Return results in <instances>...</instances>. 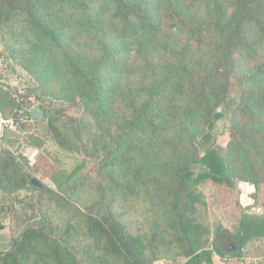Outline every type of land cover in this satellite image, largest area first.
<instances>
[{"label": "rangeland", "instance_id": "1", "mask_svg": "<svg viewBox=\"0 0 264 264\" xmlns=\"http://www.w3.org/2000/svg\"><path fill=\"white\" fill-rule=\"evenodd\" d=\"M229 4V0H205L191 9L193 18L182 30L167 32L172 45L168 53H157L153 60L156 75L164 76L185 65L196 81L216 69L222 75L226 68L218 61L215 43L232 13ZM17 13L0 25V42L10 60L8 67L0 70V122H5L0 153L11 152L22 173L61 201L52 203L49 195L26 185L12 194L0 191L1 253L25 229L34 227L44 228L66 243L80 264H185L193 253L211 250L218 232L242 236L243 222L264 216V173L255 184L242 180L250 175L239 169L228 176L231 186L204 180L197 185L188 181L182 187L176 174L182 166L192 170V179L207 171L193 160H199L208 148L224 159L231 141L232 111L240 102L241 74L231 76L228 105L217 110H224L223 116L209 129L189 125L179 132L158 135L121 133L122 120L128 115L129 91L143 100L153 74L121 78L110 96L89 103L83 97L87 86L68 75L65 61L68 56H78L87 67L100 60L95 47L103 40L99 24L90 30L76 28L72 40V22L79 14L66 7L41 10L43 21L57 17L56 27H64L63 45L55 49L25 31L23 11ZM106 26L103 22L101 28ZM138 41L125 42L123 57L131 71L145 70L146 63L136 53ZM260 62H264V54ZM260 85L264 87V80ZM33 108L41 110L45 119L32 120L29 114ZM16 112L25 116L13 120ZM53 128L64 147L57 143ZM205 133L207 139L202 138ZM243 183L250 189H242ZM88 212L112 215L142 245V255L132 260L106 256L100 244L82 229V215ZM212 261L264 264V236L245 243L238 253L212 254Z\"/></svg>", "mask_w": 264, "mask_h": 264}, {"label": "trees", "instance_id": "2", "mask_svg": "<svg viewBox=\"0 0 264 264\" xmlns=\"http://www.w3.org/2000/svg\"><path fill=\"white\" fill-rule=\"evenodd\" d=\"M204 1L1 0L0 25L13 17L14 13L20 14L23 11L25 31L30 32L34 39L58 49L63 45L64 27H56L57 17L48 22L43 21L44 14L40 13L41 10L66 7L73 14H79V18L72 22V40L76 37V28L90 30L99 24L103 40L95 47H98L100 60L87 67L78 56H68L65 61L68 75L87 86L83 96L87 102H101L106 96H110L116 82L121 78H130L128 75H154L143 100H139L141 96L138 93L130 91L131 98L127 99L125 96L129 102L125 106L128 115L122 120L125 125L121 133L128 131L134 135H158L179 132L182 127L189 125L209 129L223 116L224 110H217L222 105H228L226 97L231 76L241 74L238 78L240 102L232 111L231 141L224 159L218 156L215 149L208 148L199 160H193V163L202 164L207 171L192 179V170L182 166L176 174L181 187L186 186L188 181L197 185L204 180L231 186L232 180L228 176L241 169L243 174L250 175L241 179L255 184L262 179L264 173V87L260 85L264 80V62H260V57L264 54V0H229L232 13L228 16L226 25L221 27L215 43L218 61L226 68L222 75L216 69L214 74H207L196 81L186 65L175 67L164 76H157L156 70H153V60L157 53H168L172 45L167 32L182 30L185 23L193 18L191 9L198 8ZM216 5L221 9L220 5ZM103 22L107 25L104 29L101 28ZM160 37L163 39L161 43ZM130 39L139 40L136 53L146 63L144 71L142 67L131 71L128 59L123 57L127 49L125 42ZM116 47L119 49L115 50ZM74 57L77 59L73 60ZM52 130L57 143L64 147L59 133L55 128ZM206 135L203 134L202 138L207 139ZM65 149L68 150L69 147ZM76 173L73 172L71 177ZM31 180L22 173L11 152L0 153L1 192L12 194L25 185L36 187ZM36 189L49 195L52 203L58 204L61 201L53 191L41 186ZM81 220L85 234L100 244L99 247L106 256L116 260H132L136 255H142V245L112 215L88 212L82 215ZM241 228L244 233L238 237L218 232L211 250L193 253L185 264H213L212 254L223 256L238 253L245 243L264 236V216L250 218L248 222L241 224ZM189 230L190 228L185 229L186 232ZM0 264L80 262L66 243L50 236L44 228L28 227L19 238L13 240L7 251L0 252Z\"/></svg>", "mask_w": 264, "mask_h": 264}, {"label": "water", "instance_id": "3", "mask_svg": "<svg viewBox=\"0 0 264 264\" xmlns=\"http://www.w3.org/2000/svg\"><path fill=\"white\" fill-rule=\"evenodd\" d=\"M21 116H24V114H21L19 112H16L13 116V120H17L18 118H20ZM30 117L32 120H44L45 119V115L43 114V112L41 110H39L38 108H33L30 111ZM31 183L33 185H35L36 187H40L41 185L36 181V180H31Z\"/></svg>", "mask_w": 264, "mask_h": 264}, {"label": "built area", "instance_id": "4", "mask_svg": "<svg viewBox=\"0 0 264 264\" xmlns=\"http://www.w3.org/2000/svg\"><path fill=\"white\" fill-rule=\"evenodd\" d=\"M4 51V48L3 46L1 45L0 43V70H4L8 67V62H10L9 58L7 57V55ZM5 122L3 120H1L0 122V136H1V133L3 131V126L2 124H4ZM1 152V150H0Z\"/></svg>", "mask_w": 264, "mask_h": 264}, {"label": "crops", "instance_id": "5", "mask_svg": "<svg viewBox=\"0 0 264 264\" xmlns=\"http://www.w3.org/2000/svg\"><path fill=\"white\" fill-rule=\"evenodd\" d=\"M250 185H247V184H241L240 185V187L242 188V189H250V187H249ZM252 190H250V191H248V193H250ZM247 198V200H249V201H251V199L250 198H248V197H246ZM248 205V204H247ZM249 205H251L250 203H249Z\"/></svg>", "mask_w": 264, "mask_h": 264}]
</instances>
